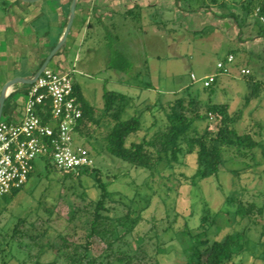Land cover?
<instances>
[{"label": "rangeland", "instance_id": "rangeland-1", "mask_svg": "<svg viewBox=\"0 0 264 264\" xmlns=\"http://www.w3.org/2000/svg\"><path fill=\"white\" fill-rule=\"evenodd\" d=\"M222 1H148L132 16L124 14L128 4L114 1L110 16L94 20L81 43L75 27L71 30L63 47L87 99L102 106L105 90L126 93L124 118L141 117L142 128L128 144L145 138L155 143L154 150L161 149L158 138L169 132V115L179 112V102L192 126L151 168L111 153L109 116L75 141L90 150V173L61 179L55 167L36 157L25 187L9 203L0 197V264H69L67 256L83 253L101 199L102 215L88 252L94 262L85 264H194L197 245L205 252L203 243L230 231L245 233L246 245L228 264H264V30L256 11L244 7L250 0H225L226 8L218 5ZM71 2L59 31L67 25ZM230 11L239 14L240 26L221 16ZM56 17L54 11L46 18L47 40L54 46L58 30L48 23ZM106 26L120 36L115 45L129 55V73L109 67ZM229 54L234 61L223 73L217 64ZM48 66L57 69L55 59ZM211 75L216 76L214 94L203 81ZM256 80L260 85L254 91ZM208 101L225 106L237 130L259 143L224 146L218 174L202 177L197 149L188 151L187 139L217 130L220 120L208 111ZM196 106L199 115L193 113ZM99 181L107 185L104 198Z\"/></svg>", "mask_w": 264, "mask_h": 264}, {"label": "trees", "instance_id": "trees-1", "mask_svg": "<svg viewBox=\"0 0 264 264\" xmlns=\"http://www.w3.org/2000/svg\"><path fill=\"white\" fill-rule=\"evenodd\" d=\"M178 2H180V0H178ZM218 5L226 8L228 4L225 0H223ZM205 7L208 10L213 9L211 6ZM244 7L247 8V11L250 14L255 13V11L259 14H264V0H250L244 5ZM128 13L134 14V11L132 10V12ZM221 16L232 17L239 26L241 25L239 14L234 11H230L228 13L224 12L221 14ZM256 20L260 22L257 16ZM106 29H108L107 39L110 47L109 67L129 73L132 68V62L129 55L116 47L115 44L116 41L119 40V36L115 33L113 34L107 26ZM262 29L264 30L263 26ZM213 83L210 86H207L210 89L211 94H214V89L211 87ZM259 83L257 80L254 82V91L259 87ZM75 93L78 100L81 102L83 109V118L77 127L78 133H88L92 124L99 125L106 116H109L113 122L112 127L107 135L111 153L126 159L138 167L151 168L153 163L155 164L156 162H159L162 158L161 152H167L168 149L172 147L177 138L180 135L185 134L192 126L191 118L186 114L187 107L183 103L179 102V112H173L169 115V120H171L169 132L167 134H161L158 138L162 144L161 149L157 148L154 150L153 146L155 143L148 141L145 138L140 142L133 141L128 144L130 135L138 132L142 128V121L139 115H132L127 119L124 118L126 107L129 104L128 95L125 93H117L112 90H105L103 93L104 106L102 109H99L87 104L82 100L79 87L76 83ZM197 107L198 106L193 108V113L199 115ZM208 111L210 113L216 114L217 119L220 120L218 122L217 130L214 131L208 128L201 135L190 138L188 137L187 139L189 146L188 151L197 149L198 172L202 175V177H210L212 175L218 174L220 166L224 160L222 150L224 146L233 147L238 145H247L248 147H254L259 143L250 134L242 135L237 130L234 125L235 118L227 114L225 106H220L213 103L212 101H208ZM42 116L43 120L47 121L49 118V113L46 112V114H43ZM92 169L93 167H86L81 169L77 174L90 173ZM32 173L33 171L31 172L29 179L31 178ZM74 174H76V172L61 173L59 177L63 179L66 177H73ZM98 186L102 191L103 198L106 197V195H108L107 185L104 182L99 181ZM23 187L25 186L23 185ZM23 187L4 195L1 198L5 203L11 202L13 197L21 189H23ZM102 204L103 200L101 199L98 201L94 210V220L92 221L90 231L86 236V242L82 245L84 249L83 253L74 256H67L66 262L69 264H85L86 259H88V261L94 262L89 258L88 252L91 245V239L97 232L98 220L102 215L100 212ZM243 211L244 208H240L239 212ZM15 231L17 232V228ZM203 245L206 247L205 252H203L204 250H202V246L199 247L198 245L193 252L195 257L193 260L194 264H228L231 259L244 251L246 245V236L245 233L240 231H230L224 234L222 237L214 239L210 243H203ZM38 263L39 262L37 261V264ZM47 264L54 263L49 262Z\"/></svg>", "mask_w": 264, "mask_h": 264}, {"label": "built area", "instance_id": "built-area-1", "mask_svg": "<svg viewBox=\"0 0 264 264\" xmlns=\"http://www.w3.org/2000/svg\"><path fill=\"white\" fill-rule=\"evenodd\" d=\"M256 14L264 27V14ZM233 61L234 55L229 54L218 62V68L229 73L228 64ZM242 72L249 73L250 69L243 68ZM192 78L198 79L194 74ZM215 80L214 75L206 77L204 85L210 86ZM46 112L49 118L44 121ZM82 118L72 73L47 66L27 88L22 120L0 119V197L27 184L38 156L61 173L92 168L94 160L88 147L75 143Z\"/></svg>", "mask_w": 264, "mask_h": 264}, {"label": "crops", "instance_id": "crops-1", "mask_svg": "<svg viewBox=\"0 0 264 264\" xmlns=\"http://www.w3.org/2000/svg\"><path fill=\"white\" fill-rule=\"evenodd\" d=\"M114 1H122L125 5L128 4L129 11H125L124 14L132 16V13L128 12H132V10L134 11L137 8L142 11V9L146 8L148 1L156 3L157 0H79L71 30L75 27V34L79 38L80 43L85 40L94 20L104 21V16H110V11L107 9L113 10L110 6L113 5ZM42 5H46V8ZM51 5L54 7H51ZM67 5V0H0V96L4 85L12 78L17 76L30 78L39 70L54 47L47 40L49 37H47L48 31H46V18L48 16L51 17V13L54 11L56 12L57 17L52 18L48 24H52L56 31L58 30L56 37V42L58 43L66 28L65 26L62 31H59L65 19ZM96 10L100 12L93 14ZM47 11L50 14L46 16ZM38 22L40 24H37ZM42 23L44 26L42 27L43 30L40 29ZM61 49L52 58L55 59V67L59 70L70 71L73 75L74 73L68 66V52L65 47ZM23 60L26 61V66L22 65ZM20 70H24L26 73L20 74ZM73 70L76 71V69ZM121 72L125 74V72ZM73 77L79 87L82 100L93 107L102 109L104 104L102 106L92 104L83 92L77 77L75 75ZM29 85V82L18 81L9 87L3 116L5 115V117L14 122L22 120ZM100 125H102V121L95 126L99 127ZM78 134L79 137L86 135Z\"/></svg>", "mask_w": 264, "mask_h": 264}, {"label": "water", "instance_id": "water-1", "mask_svg": "<svg viewBox=\"0 0 264 264\" xmlns=\"http://www.w3.org/2000/svg\"><path fill=\"white\" fill-rule=\"evenodd\" d=\"M25 1H37V0H25ZM77 3L78 0H72L71 2V7H70V13H69V18L67 21V25L66 28L64 30V33L61 37V39L59 40V42L52 48V51L49 53V55L46 57V59L44 60L43 64L41 65V67L39 68V70L36 72V74L30 78H24L21 76H17L12 78L9 82H7L4 87L3 90L1 91V96H0V119L3 116V112H4V107H5V103H6V99L7 96L9 94V87L14 84L15 82L18 81H24V82H29L30 84L33 83L40 75L41 73L44 71V69L49 65V63L51 62L52 58L55 57V55L60 51V49L65 45L68 35L71 31V28L73 26L75 17H76V9H77Z\"/></svg>", "mask_w": 264, "mask_h": 264}]
</instances>
